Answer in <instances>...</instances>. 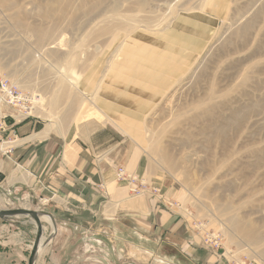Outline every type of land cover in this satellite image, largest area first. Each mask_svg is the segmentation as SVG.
I'll list each match as a JSON object with an SVG mask.
<instances>
[{
	"label": "rangeland",
	"instance_id": "1",
	"mask_svg": "<svg viewBox=\"0 0 264 264\" xmlns=\"http://www.w3.org/2000/svg\"><path fill=\"white\" fill-rule=\"evenodd\" d=\"M193 15L205 20L201 29ZM177 21L187 42L199 29L198 44L164 94L125 127L138 126L151 164L174 182L179 204L157 202L186 219L194 243L187 237L183 250L159 233L158 244H140L98 223L80 234L49 215L54 196L7 185L8 174H0V210L45 212L55 227L41 222L35 264H264V0H0V80L21 93L36 130L51 124L43 116L62 129L98 115L95 95L84 93L128 36H162ZM7 131L0 149L16 141ZM2 223L6 264H27L34 224L26 217Z\"/></svg>",
	"mask_w": 264,
	"mask_h": 264
},
{
	"label": "crops",
	"instance_id": "2",
	"mask_svg": "<svg viewBox=\"0 0 264 264\" xmlns=\"http://www.w3.org/2000/svg\"><path fill=\"white\" fill-rule=\"evenodd\" d=\"M185 17L192 18L190 14ZM193 17H199L196 18L199 27L205 22L199 15ZM168 28V33L163 32L162 36L143 31L136 36L137 31L133 32L107 60L109 65L93 82L92 90L84 93L95 95L98 115L78 118L43 139L8 146L6 149H11L8 155L2 153L6 149H0V174H8L7 185L22 183L34 193L44 191L54 196L55 207L49 215L57 224L86 235L98 223L103 231L112 230L121 237L132 233L140 244H158L159 236L164 234L162 241L179 244L183 250L188 248L187 237L194 243L186 219L178 213L170 215L169 209L157 202L161 196L178 203L179 191L173 187L174 182L167 181L151 164L140 145L143 136L138 126L126 128L127 124L135 126L136 115L146 113L150 104L164 94L166 82L174 79L187 59L186 54L198 44L201 27L193 42L186 41L189 32L182 21L171 23ZM142 50L152 56V61L148 57L145 58L148 62H143L139 53ZM178 50L182 54L172 56ZM122 115L128 116L127 121H123ZM10 121L7 138L16 135L23 140L41 131L36 130L38 122L32 119L20 125ZM119 167L133 174L136 194L129 191L126 182L117 181ZM12 174L24 175L26 182L8 184ZM6 224L2 223L0 235ZM9 251L0 241V264H6L3 255L9 257Z\"/></svg>",
	"mask_w": 264,
	"mask_h": 264
},
{
	"label": "bare ground",
	"instance_id": "3",
	"mask_svg": "<svg viewBox=\"0 0 264 264\" xmlns=\"http://www.w3.org/2000/svg\"><path fill=\"white\" fill-rule=\"evenodd\" d=\"M172 27V26H171ZM170 27V28H171ZM170 28H168V30L170 29ZM141 31H137L135 34H136V36H139V35H142L143 33L141 32ZM147 34V33H146ZM81 45V44H80ZM132 53V52H131ZM133 54V53H132ZM119 55V54H118ZM70 62V61H69ZM68 64V63H67ZM111 69V68H110ZM0 82H7L8 83V85L11 87V88H13V89H15L18 93H19V91L16 89V87L15 86H13L11 83H10V81L8 82L7 80H0ZM20 95H21V93H20ZM21 97V96H20ZM88 98V97H87ZM89 100V99H88ZM92 103H94V102H92L91 101V104ZM0 114H9V113H11L10 111H7V110H5V109H7L6 107L7 106H5L4 105V101H0ZM22 110H25L26 112H27V108L26 107H20ZM26 108V109H25ZM31 116V115H29V114H27V113H25V112H19V116L18 117H26V116ZM36 115H37V117L36 118H41L42 117V115L41 114H39V113H36ZM43 117H45V119L48 121V122H50L51 124L50 125H47V126H45V128H43L39 133H37V134H33L32 136H30L29 138H27V139H23V140H19V141H17V142H11V143H8V144H6V145H3L2 146V148H7L8 146L10 147V146H12V145H16V144H20V143H22V142H24V141H27V140H32V139H43V138H45V137H47V135L50 133V132H53L54 131V129H55V131H60V126H57V125H55V124H53L51 121H49L50 119H49V117H46V116H43ZM18 120H20L19 118H18ZM52 120V119H51ZM6 122H9V121H6ZM47 122V123H48ZM16 125H18V124H16ZM7 127H8V124H7ZM14 136H16V135H14ZM17 137V136H16ZM14 139H16L17 140V138H14ZM17 176V175H16ZM123 178V179H122ZM116 179L119 181V180H121L122 179V181L121 182H126L127 183V185H128V187H129V191L130 192H132V193H137V189L134 187V182H135V178L133 177V174H130V173H128L124 168H122V167H119L118 169H116ZM13 181H20V182H26V177L24 176V175H22V176H19V177H14V175L12 174V176L9 178V180H8V184H10V183H12ZM141 188H142V186H141ZM157 200L159 201V202H161V203H163L164 205H166L164 202H163V200H162V198L161 197H157ZM3 222H6V221H3ZM40 222H47L48 224H50L51 226H52V230L55 232V227L53 226V224H52V221H51V219H50V216L48 215V216H45V215H43V214H41V217H40ZM42 224V223H41ZM44 229V228H43ZM251 238H253V236L251 237ZM51 241V240H50ZM49 241V242H50ZM210 242H213V240H209ZM42 242H44L43 241V239H42ZM219 258H220V256H218Z\"/></svg>",
	"mask_w": 264,
	"mask_h": 264
},
{
	"label": "built area",
	"instance_id": "4",
	"mask_svg": "<svg viewBox=\"0 0 264 264\" xmlns=\"http://www.w3.org/2000/svg\"><path fill=\"white\" fill-rule=\"evenodd\" d=\"M0 101H4V105L7 106L5 110L10 111L9 114H0V143H2V134L8 130L7 123L8 119L12 120L14 124H19L24 122L27 119H30L29 116L23 117L18 120L19 112H26L20 108V105L27 104L20 98V93L15 89L11 88L7 82H0ZM1 105V104H0ZM14 138H17L14 136ZM16 140V139H14ZM123 179V178H122ZM119 180V182L122 181ZM207 243H210L207 241ZM205 241V245L207 244ZM210 244L207 245V247ZM216 247V246H215ZM210 248V247H209ZM217 248V247H216ZM211 249V248H210Z\"/></svg>",
	"mask_w": 264,
	"mask_h": 264
},
{
	"label": "water",
	"instance_id": "5",
	"mask_svg": "<svg viewBox=\"0 0 264 264\" xmlns=\"http://www.w3.org/2000/svg\"><path fill=\"white\" fill-rule=\"evenodd\" d=\"M41 214L48 216L45 212L39 213L30 209H13V210H0V221H7L10 218L26 217L32 221L35 226V238L32 244L31 251L27 260V264H35L42 245L43 226L40 222ZM51 237H48L45 242L48 243Z\"/></svg>",
	"mask_w": 264,
	"mask_h": 264
},
{
	"label": "trees",
	"instance_id": "6",
	"mask_svg": "<svg viewBox=\"0 0 264 264\" xmlns=\"http://www.w3.org/2000/svg\"><path fill=\"white\" fill-rule=\"evenodd\" d=\"M38 131V130H37Z\"/></svg>",
	"mask_w": 264,
	"mask_h": 264
}]
</instances>
